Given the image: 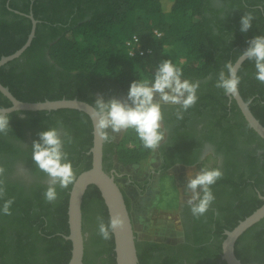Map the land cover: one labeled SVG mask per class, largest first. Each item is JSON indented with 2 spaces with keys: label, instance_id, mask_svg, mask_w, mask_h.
Listing matches in <instances>:
<instances>
[{
  "label": "trees",
  "instance_id": "obj_1",
  "mask_svg": "<svg viewBox=\"0 0 264 264\" xmlns=\"http://www.w3.org/2000/svg\"><path fill=\"white\" fill-rule=\"evenodd\" d=\"M60 2L74 11L71 20L49 13L48 8L62 6ZM83 4L94 10L88 15ZM230 4L236 10L220 18L211 0H28L24 7L0 2V59L27 41L32 20L25 14L32 11L39 20L31 45L19 58L0 67V81L20 100L79 98L94 105L98 93L105 94L112 86L127 95L131 82L143 75L142 68H148L147 75H151L156 65L168 58L181 63L185 78L200 81L199 100L182 120L175 117L178 105L163 106L168 147L176 160L199 168L198 156L190 159L189 152L211 144L222 159L215 166L222 167L225 175L214 185L217 199L205 217H193L186 205L185 241L137 237L139 264H227L223 259L225 231L264 203L260 197V193L264 195V138L250 126L237 101L215 86L225 62H235L250 38L264 34V0H231ZM246 10H251L254 20L244 33L240 19ZM138 11L143 16L134 18ZM44 29L49 30L48 36L43 35ZM133 35L144 48L138 56H131L126 46ZM240 72V92L264 124V82L255 78L254 61L246 60ZM11 105L0 91V106ZM10 115V130L0 133V167L4 169L0 187L5 189L0 204L13 196L15 202L11 215L0 214V260L4 264H68L73 249L72 240L66 238L73 184L58 188V198L47 201L48 183L42 180L48 175L32 159L33 142L23 147L21 141L28 132L35 141L40 131L52 126L60 128L62 135L69 133L74 142L66 148L78 176L92 166L93 121L85 111L72 108L18 110ZM152 153L126 130L120 140H106L104 168L111 172L118 163L139 164ZM17 161L30 166L36 177L33 182L9 181ZM170 165H164L163 170ZM133 184L143 185L139 181ZM123 191L131 213V200ZM82 209L83 264H99L102 256L105 264H118L115 236L105 240L98 232L99 218L107 221L110 213L97 185L87 188ZM235 251L245 264H264V218L239 237Z\"/></svg>",
  "mask_w": 264,
  "mask_h": 264
},
{
  "label": "clouds",
  "instance_id": "obj_2",
  "mask_svg": "<svg viewBox=\"0 0 264 264\" xmlns=\"http://www.w3.org/2000/svg\"><path fill=\"white\" fill-rule=\"evenodd\" d=\"M254 14L245 13L240 19V31L247 33L253 27ZM242 59L254 61L255 78L264 82V34H256L248 40L247 47L242 51ZM243 77L239 68V60L226 61L219 71L216 87L226 94L235 97L239 94ZM200 81L184 77L181 63L171 58L162 59L151 75H142L131 82L127 97H113L95 100L90 112V118L99 136L111 140V133L126 130L133 132L144 150L154 152L164 140V104H175L177 120L184 118V113L199 100ZM159 94V99H156ZM10 111L0 109V133L10 130ZM74 137L60 128L49 127L40 131L39 138L33 141L32 159L37 167L50 177L45 190V199L49 202L58 198V188L64 189L72 185L76 179V171L66 145L73 143ZM4 169L0 167V173ZM225 175L220 166L210 167L204 164L195 174H190L185 183V193L188 195L187 206L193 217H205L211 209L217 196L214 190L216 182ZM5 189L0 187V197ZM15 197H9L0 204V214L11 215ZM126 218L122 213L111 214L107 221L99 218L98 232L105 240L110 239L117 229L126 226Z\"/></svg>",
  "mask_w": 264,
  "mask_h": 264
},
{
  "label": "water",
  "instance_id": "obj_3",
  "mask_svg": "<svg viewBox=\"0 0 264 264\" xmlns=\"http://www.w3.org/2000/svg\"><path fill=\"white\" fill-rule=\"evenodd\" d=\"M18 13H22L16 10ZM25 14V13H22ZM32 20L31 32L25 44L17 49L15 52L3 55L0 59V67L6 63L19 58L24 51L31 45L34 37L36 36L37 26L39 20L35 18L34 13L31 11L25 14ZM242 55V54H241ZM241 55L238 57L239 68L247 60L242 59ZM236 60V61H237ZM235 61V62H236ZM0 91L6 95L12 102L11 106L1 107L5 111H18V110H57L61 108H72L85 111L90 115L93 104L79 99V98H61V99H47L44 101H24L18 99L8 86H5L0 81ZM230 100L235 99L249 122L250 126L264 138V124L254 114L250 107V101L244 99L239 91L235 97L227 94ZM94 126V122H93ZM94 143L90 149L93 155L92 166L84 170L73 183L70 191L69 200V224L70 234L66 238L71 239L73 242L72 257L68 264H83L85 253V233L83 230V200L87 188L91 184L97 185L106 201L109 213H122L126 218V226L122 229H117L114 233L115 236V250L118 264H139V254L137 248V231L134 227L133 219L126 202L125 193L119 181L117 180L114 171L108 172L104 168V144L106 140L102 139L96 132L95 127ZM260 197L264 199V195L260 193ZM264 218V203L257 208L252 214L248 215L245 219L241 220L233 229L225 231L226 237L223 240V259L227 264H245L236 254L235 246L239 237L255 223ZM0 264H4L0 260Z\"/></svg>",
  "mask_w": 264,
  "mask_h": 264
},
{
  "label": "rangeland",
  "instance_id": "obj_4",
  "mask_svg": "<svg viewBox=\"0 0 264 264\" xmlns=\"http://www.w3.org/2000/svg\"><path fill=\"white\" fill-rule=\"evenodd\" d=\"M143 16L142 12H135L133 17ZM187 61H195L193 57H185ZM197 62L199 60H196ZM142 74H148V68H142ZM156 99H159L157 94ZM124 132L111 133L115 140H120ZM221 160L211 149H208L200 167L207 164L213 167L220 164ZM21 163V162H20ZM23 173L19 175L25 181L33 179V172L29 165L22 162ZM199 167V168H200ZM195 166L176 164L172 168L158 171L157 149L152 155L139 164L129 166L121 165L120 169L129 174V178L139 181L142 186L128 184V178L123 183V189L129 194L131 200V215L134 227L140 240H155L169 242H181L184 237V225L182 220L183 204L189 199L185 193L186 179L190 174L199 170ZM89 236V233L86 234ZM99 264H105V257L99 259Z\"/></svg>",
  "mask_w": 264,
  "mask_h": 264
},
{
  "label": "flooded vegetation",
  "instance_id": "obj_5",
  "mask_svg": "<svg viewBox=\"0 0 264 264\" xmlns=\"http://www.w3.org/2000/svg\"><path fill=\"white\" fill-rule=\"evenodd\" d=\"M2 1H4V0H0V2H2ZM12 2L17 4V5H19V6H21V7H24V6L27 5L28 0H7V5H9ZM230 2H231V0H211L212 5H214L216 8L219 9L220 18H226L228 16V14H231V13H233V11L236 10V8H233L231 6ZM60 5H62L61 2H60ZM46 6H47V3L45 2L43 7L46 8ZM83 6H84L85 13H87L88 15L94 10V8H92L91 6L88 7L85 4H83ZM75 9L77 10L78 6H76ZM48 10H49V13L50 12H54V14H56V15H58L60 17L61 16H66L69 20H71L72 16L74 15V11H72V9H70V7H66V6L63 7V5L62 6H58L57 5L56 7L51 8V9L48 8ZM247 12H251V10H246V13ZM42 33H43L44 36H48L49 30L48 29H44L42 31ZM98 97H103L106 100L107 99H111L113 97L124 99V98L127 97V95L124 92H122V91H118L117 88L112 86V87H110V89H109V91L107 93H105V94L98 93ZM165 104H168V103H165ZM174 110H175V108L172 109L171 111H174ZM112 139H113V137H112ZM32 142H33V138L31 136V133L28 132L26 138L21 141V145L23 147H28L30 145V143H32ZM168 142H169V131H168L166 137L164 138V140L162 141L161 145L157 148V158H158V171L157 172H164L163 166L164 165H168V164H171L168 169L172 168L176 164H185L187 166H191V165H189L187 163H184L183 161H178V160L175 159L177 157V155H175V154H173L171 152V149L168 147ZM163 146H164V150H163ZM208 149H211V151H213L212 145L207 143L205 145V147H203L202 149L199 150L200 152L198 150H196V149L195 150H191L189 152L188 157L190 159H192V158H196L198 156V162H200L201 159H203V156H204L205 152ZM217 157H219L220 160L222 161L220 156H217ZM20 162L22 163V161H17L13 165L14 168L11 171V173H9V175H8L9 181L11 180V183H15V184L18 183L17 181H20L21 183H31V182H33L35 180V178H36L35 175H33L34 177L30 181H25L23 177L19 176V175H21V173H23L22 172L23 171V167H22V164ZM112 171H114V173H116L117 180H118V174H119L120 170L117 168V164H116L115 168ZM126 176H127L128 180H132L131 178H129V174L128 173H127ZM42 182L49 184L50 177H46L44 180H42ZM186 205H187V203L183 204V209H182V220H183V222H184V215L186 213L185 210L187 208ZM185 239H186V232H185V228H184V237H183L182 241H185ZM10 243L12 244V242H10ZM12 247L13 246L11 245V248ZM219 263H221V262L219 261Z\"/></svg>",
  "mask_w": 264,
  "mask_h": 264
},
{
  "label": "built area",
  "instance_id": "obj_6",
  "mask_svg": "<svg viewBox=\"0 0 264 264\" xmlns=\"http://www.w3.org/2000/svg\"><path fill=\"white\" fill-rule=\"evenodd\" d=\"M158 35L161 34L158 30L155 31ZM128 52L131 56H138L144 52L143 45L137 35H133L126 41Z\"/></svg>",
  "mask_w": 264,
  "mask_h": 264
},
{
  "label": "crops",
  "instance_id": "obj_7",
  "mask_svg": "<svg viewBox=\"0 0 264 264\" xmlns=\"http://www.w3.org/2000/svg\"><path fill=\"white\" fill-rule=\"evenodd\" d=\"M112 134H114V133H112ZM115 137H116V135H115ZM121 165H123V164L122 163H118L117 164V168L120 170V172L118 174V180H119L120 184L123 186V183L125 182V179L127 178V176H126L127 175V172H123V170L120 169ZM123 166H125V165H123ZM128 184H129V186L131 184H133V180H128ZM125 192L127 193V191H125ZM128 196H129V194H128Z\"/></svg>",
  "mask_w": 264,
  "mask_h": 264
}]
</instances>
